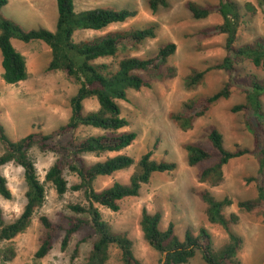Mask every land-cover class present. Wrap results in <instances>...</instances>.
Here are the masks:
<instances>
[{
	"label": "trees",
	"instance_id": "trees-1",
	"mask_svg": "<svg viewBox=\"0 0 264 264\" xmlns=\"http://www.w3.org/2000/svg\"><path fill=\"white\" fill-rule=\"evenodd\" d=\"M257 5L246 2L244 7L252 14L261 8L264 19V0H256ZM9 0H0V50L2 53V78L7 84L16 85L29 76L26 56L13 44L17 38L23 42L40 40L46 43L51 51L47 71L61 70L69 79L80 84L75 95L70 99L71 114L68 120L50 133L33 131L20 139L11 138L0 122V143L3 151L0 154V195L10 199L13 196L8 179L1 167L16 163L24 170L27 183L26 203L22 213L12 222H6L0 205V240L11 241L30 226L34 214L45 203L47 197L46 182H51L57 193L62 196L68 191H79L84 194L87 204L73 203L69 207L73 213L62 211L56 213L57 219L41 215L39 220L42 233L37 258L47 256L56 243L66 249L71 241L80 234L83 236L74 246L72 260L80 254L81 244L91 242L87 258L80 264H107L112 245L119 247L123 264H144L134 253L132 239L123 232L113 230L102 218L100 206L112 211L121 208V201L130 196H137L143 184H148L154 173L173 172L177 169L175 161L154 159L153 151L144 153L138 161L132 156L120 153L132 145L138 138V132L128 128L129 120L122 116L118 100H128L127 89L141 90L151 87L156 81L165 82L178 75V68L169 65V58L175 54L177 44L173 41L161 46L158 52L142 58L129 55L147 38L156 36L153 26L109 32L99 38H77L81 31H98L105 27L126 22L137 12L129 8L113 9L96 7L77 11L74 0H56L58 17L54 30L39 27L24 30L17 22L1 14V9ZM150 8L157 11L160 6H168V0H149ZM186 8L195 19H205L214 13H220L223 22L219 25L203 28L199 31L202 39L217 34H224L225 55L211 69H222L227 74L224 86L211 95L190 99L184 103L180 112L171 117L179 129H192L197 120L205 116L220 99L229 98L233 89L245 95V102L231 107L232 112H242L248 132L252 134L253 146H236L229 150L225 146L222 132L215 125L209 127L206 140L186 143L188 164L196 169V179L217 187L225 180L224 167L231 159L245 155L253 156L257 162L256 175L247 178L255 182L258 197L240 201L238 206L246 211L264 209V77L252 74L242 67L249 61L264 71V38L255 37L252 41L238 45L239 28L244 20L236 0H219L215 4L200 5L194 0L185 2ZM124 57L114 69L109 63L100 59ZM185 87L193 90L205 79L207 71L196 67L190 68ZM96 99L98 108L87 111L84 102ZM83 129L90 130V133ZM91 130H98L92 133ZM34 148L42 152H53L54 163L46 172L45 181L41 180L36 162L32 156ZM109 153H115L109 155ZM104 156L103 160L88 162V155ZM133 167L128 184L115 181L113 184L98 190L95 181L102 176H110L122 169ZM74 174L78 182L70 184L66 174ZM200 199L207 207L208 220L221 225L227 232L228 240L217 251L212 248L210 234L205 227L200 235L194 236L186 231V240L181 242L175 233L173 222L167 230L159 229V214H150L142 210L140 227L145 240L161 254L166 253L162 264H186L201 248L204 259L209 264H239L237 257L243 245V238L232 230L240 217L232 213L225 214L226 206L233 203L226 197L217 199L209 190L199 192ZM3 263L13 260L16 250L7 245L0 249Z\"/></svg>",
	"mask_w": 264,
	"mask_h": 264
},
{
	"label": "rangeland",
	"instance_id": "rangeland-1",
	"mask_svg": "<svg viewBox=\"0 0 264 264\" xmlns=\"http://www.w3.org/2000/svg\"><path fill=\"white\" fill-rule=\"evenodd\" d=\"M186 1L168 0V6H160L155 12L150 8L149 0H74L77 11L104 7L129 8L137 12L126 22L115 23L98 31H81L77 35L78 39L99 38L113 31L153 26L156 36L145 39L135 50L128 53L129 55L147 58L155 55L159 48L168 42L173 41L177 44V50L169 58L168 64L178 68V75L165 82L156 81L151 87H143L141 90L128 88V100L119 99L118 103L122 116L129 120L128 128L138 132L137 140L120 153L130 155L138 161L144 153L152 150L154 159L175 161L178 167L173 172L154 173L151 181L141 186L137 196L126 197L121 201L120 210L112 211L100 206L102 218L113 230L123 232L132 239L134 253L144 264H162L165 257V253L161 254L154 249L143 236L140 220L144 208L150 214H159V229L162 231L167 230L169 223L173 222L175 233L181 242L186 240L187 230L197 237L200 235V229L205 227L211 236L212 248L217 251L228 240V235L221 225L208 220V205L200 199L199 192L209 190L217 199L231 198L233 203L226 206L224 212L228 217L232 213L240 217L239 221L231 226L232 230L243 238V245L237 257L239 264H264V209L246 211L238 206L240 201L258 197L256 183L247 180L248 177L256 175L258 165L255 158L245 155L231 159L224 167V182L212 187L209 183L196 179V169L189 166L188 151L184 149L186 143L206 140L211 125L217 126L222 132L225 146L229 150H234L236 146L251 148L253 137L244 124L242 112L231 111L233 105L245 102V95L233 89L229 98L215 102L211 110L199 118L188 131L179 129L171 117L172 113L183 110L186 101L213 94L220 90L227 80L224 70L211 69L225 55L226 36L222 33L206 39L199 36L201 29L221 24L222 15L214 13L205 19H195L186 8ZM194 1L200 5L219 2V0ZM236 1L245 14L239 28L237 44H245L258 36L264 38L261 8H258L254 15L244 7L246 2L257 5V1ZM1 14L17 22L24 30L39 27L54 30L58 17L57 2L9 0L1 9ZM15 47L26 56L29 76L16 85L7 84L2 78L0 50V122L13 139H20L33 131L50 133L70 117V99L76 94L80 84L74 79H69L61 70L47 71L51 51L43 41L26 43L17 39ZM122 57L124 54L119 53L117 57L100 59L99 62L109 63L116 69ZM191 67L207 72L205 79L197 88L188 90L185 81ZM242 67L249 73L264 77V71L254 67L249 61L243 62ZM84 105L87 111L98 108L94 98L86 100ZM83 131L90 133L88 129ZM97 131L91 130L92 133ZM2 151L0 143V154ZM32 156L41 180L45 181L46 172L54 163L56 155L34 148ZM104 158L93 154L86 156L90 163ZM1 171L8 179L13 196L7 199L0 195V205L4 211L5 221L12 222L23 211L27 183L23 168L16 163L2 166ZM133 171L134 168L130 167L110 176L99 177L95 181V187L101 190L115 181L128 184ZM66 177L70 184L78 182L77 177L71 172H67ZM45 184L46 201L35 212L27 230L11 241L0 240V249L11 245L16 250L15 258L9 262L3 263L0 255V264H80L87 258L91 242H83L79 256L72 260L74 246L83 234L77 235L66 249H62L60 243H56L47 256L36 257L42 233L40 216L45 214L57 219L56 213L59 211L73 213L70 204H87L82 192L70 190L60 196L51 182L45 181ZM107 264H123L118 246H111ZM186 264L209 263L204 259L201 248H197L195 255Z\"/></svg>",
	"mask_w": 264,
	"mask_h": 264
},
{
	"label": "crops",
	"instance_id": "crops-1",
	"mask_svg": "<svg viewBox=\"0 0 264 264\" xmlns=\"http://www.w3.org/2000/svg\"><path fill=\"white\" fill-rule=\"evenodd\" d=\"M16 40L17 39H13V43H14V45L16 46ZM28 66V65H27ZM28 70H29V68H28Z\"/></svg>",
	"mask_w": 264,
	"mask_h": 264
},
{
	"label": "water",
	"instance_id": "water-1",
	"mask_svg": "<svg viewBox=\"0 0 264 264\" xmlns=\"http://www.w3.org/2000/svg\"><path fill=\"white\" fill-rule=\"evenodd\" d=\"M165 255H166V253H165Z\"/></svg>",
	"mask_w": 264,
	"mask_h": 264
}]
</instances>
